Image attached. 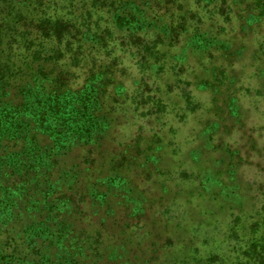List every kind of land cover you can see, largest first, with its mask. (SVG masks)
<instances>
[{
  "label": "trees",
  "instance_id": "trees-1",
  "mask_svg": "<svg viewBox=\"0 0 264 264\" xmlns=\"http://www.w3.org/2000/svg\"><path fill=\"white\" fill-rule=\"evenodd\" d=\"M208 19L214 26L205 25ZM173 44L181 47L180 61H195L200 77L194 82L201 87L235 85L249 66L264 75V0H0V264H210L190 232H136L127 221L114 228L113 210L104 208L113 184L97 177L104 174L97 166L122 165L113 164V156L107 166L92 156L112 133L113 102L119 101L113 81L124 89L122 50L139 57L142 78L165 65L163 46ZM146 148H134L136 156L145 158L140 151ZM164 155L157 163L166 167ZM126 164L133 166L128 157ZM165 173L173 174L161 170L153 179ZM232 190L223 196L244 205ZM93 195L101 203L87 204ZM173 195L178 204L185 198L183 204L197 203ZM258 199L237 264H264V197ZM162 201L160 207L170 206ZM148 209L157 210L154 204ZM174 237L171 252L164 246Z\"/></svg>",
  "mask_w": 264,
  "mask_h": 264
},
{
  "label": "rangeland",
  "instance_id": "rangeland-1",
  "mask_svg": "<svg viewBox=\"0 0 264 264\" xmlns=\"http://www.w3.org/2000/svg\"><path fill=\"white\" fill-rule=\"evenodd\" d=\"M192 22H198V17ZM204 23L209 27L215 22L208 19ZM120 40L124 45L120 48H126L128 42ZM163 48L166 49L165 65L158 71L147 69L142 78L136 64L139 57L130 51L121 52L126 69L122 73L124 89L113 81V98L119 101L113 102L112 133L103 137L99 152L92 154L98 164L103 162L107 166L113 156V164L120 161L122 165L113 170L97 166L104 170V174L97 177L113 184L109 191L111 199L104 208L109 212L113 210L110 222L114 228L127 221L136 224V232H184L180 237L190 232L198 236L196 246L202 249L203 256L211 258L210 264H237V249L243 250L246 244L245 225L253 221L249 217L256 216L254 210L261 205L258 198L264 197V86L261 84L264 75L249 66V73L234 77L235 85L204 88L194 82L200 77L192 67L195 61H186V58L180 61L178 44ZM111 136L113 143L109 141ZM137 136L143 137L137 141L139 144H135ZM145 140L150 143L149 147ZM142 145L147 147L144 152L140 151L142 157L146 156L143 159L134 152V148ZM174 147L176 151L172 152ZM76 152L74 150L70 157ZM160 152H164L168 168L157 163ZM127 157L129 164L133 163L130 170L125 169L130 166L126 164ZM174 159L181 164L173 165L171 160ZM167 169L173 174L165 173L153 179L154 173ZM143 176L148 178L142 180ZM159 186L161 192L156 193L154 188ZM144 188L150 193L142 190ZM232 189L244 197V205H239L242 200L223 196ZM173 194L193 198L197 203L183 204L185 198L178 204ZM213 194H217L216 197L212 198ZM163 196L169 199L170 206L158 205L164 202ZM174 198L176 201H171ZM101 199L93 195L87 204L93 206L101 203ZM149 204L156 205L158 211L149 210ZM201 205H204L203 211H207L205 217L198 213ZM119 208L124 212H119ZM239 208L242 217L234 221ZM117 212L120 215L115 219ZM138 214L140 217L131 221ZM204 218L207 220L201 224ZM233 231L237 235L229 236ZM160 241L158 239V243ZM170 241L171 245L164 247H171L169 250L174 252L172 243H177V238ZM173 254L174 259L179 255L177 251Z\"/></svg>",
  "mask_w": 264,
  "mask_h": 264
}]
</instances>
